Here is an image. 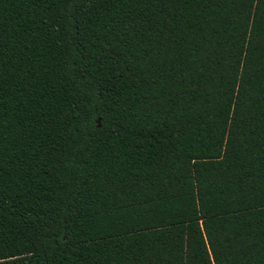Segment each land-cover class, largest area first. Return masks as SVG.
<instances>
[{
  "label": "trees",
  "instance_id": "obj_1",
  "mask_svg": "<svg viewBox=\"0 0 264 264\" xmlns=\"http://www.w3.org/2000/svg\"><path fill=\"white\" fill-rule=\"evenodd\" d=\"M0 264H264V0H0Z\"/></svg>",
  "mask_w": 264,
  "mask_h": 264
}]
</instances>
